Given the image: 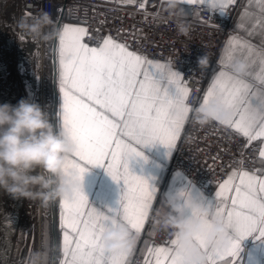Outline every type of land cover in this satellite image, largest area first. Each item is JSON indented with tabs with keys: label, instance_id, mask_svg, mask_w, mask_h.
<instances>
[{
	"label": "snow or ice",
	"instance_id": "obj_1",
	"mask_svg": "<svg viewBox=\"0 0 264 264\" xmlns=\"http://www.w3.org/2000/svg\"><path fill=\"white\" fill-rule=\"evenodd\" d=\"M181 2L176 0L177 5ZM186 2L206 5L211 13H225L235 0ZM259 3V13L245 11L241 24L260 25V35L264 37V0ZM86 35L85 27L70 24H64L59 32L61 129L74 145V152L66 157L65 171L76 170L80 181L73 195L59 202L61 264H129L128 258L153 207L156 189L147 179L134 174L128 162L143 157V146L158 142L169 153L176 147L192 111L186 103L189 89L182 76L172 71L170 62L151 60L111 36L90 47L84 42ZM236 59L248 66L242 76L230 70ZM211 99L218 100L229 113L227 120L219 122L222 126L233 129L249 144L264 138V40L257 48L243 38L229 37L202 103L206 105ZM260 156L264 157V150ZM261 163L264 165V161ZM87 166H100L113 181L123 183L120 208L100 210L90 204L82 189ZM181 195L192 200L187 193ZM215 195L216 203L208 207L206 223L222 217L229 244L221 249L219 242L210 243L206 234L197 236L195 244L201 249L204 264H240L239 241L253 235L257 240L264 239V166L257 171H232ZM191 215H195L192 210ZM115 221L127 226L133 240L129 249L109 253L101 237ZM169 243L170 246L148 248L145 264H195L180 253L177 238Z\"/></svg>",
	"mask_w": 264,
	"mask_h": 264
},
{
	"label": "built area",
	"instance_id": "obj_2",
	"mask_svg": "<svg viewBox=\"0 0 264 264\" xmlns=\"http://www.w3.org/2000/svg\"><path fill=\"white\" fill-rule=\"evenodd\" d=\"M4 1L13 2L22 17H32L41 10L49 12L53 24L44 29L45 33L48 30L50 33L47 42L56 20L60 24L74 21L88 30L84 41L89 44L97 45L111 36L145 57L179 66L189 89L186 103L192 111L172 149L168 167L179 169L199 189L210 194L231 168H260L256 161L260 144L256 140L249 144L246 138L217 121L201 126L192 117L211 72L220 63L226 37L233 33L238 1L228 5L221 14L211 13L206 5L193 4L194 17L181 15L178 6L170 10L167 3L148 0ZM202 57H206V62L199 65ZM157 217L154 212L149 213L129 264H145L138 251L141 240L148 238L159 243L173 238L155 223ZM52 258L53 255L51 264Z\"/></svg>",
	"mask_w": 264,
	"mask_h": 264
},
{
	"label": "clouds",
	"instance_id": "obj_3",
	"mask_svg": "<svg viewBox=\"0 0 264 264\" xmlns=\"http://www.w3.org/2000/svg\"><path fill=\"white\" fill-rule=\"evenodd\" d=\"M170 10L177 7L176 0H167ZM19 27L34 38L47 39L44 29L53 24L51 15L41 10L32 17H21ZM206 57L199 59V65ZM230 70L236 75L248 71L247 64L236 59L230 64ZM193 120L201 126L212 121H225L229 113L216 99L205 105L201 103L192 112ZM74 152V145L63 130H57L50 122L40 105L26 99L17 104H0V191L14 199L40 201L47 205L55 199L70 198L80 184L76 170L65 171L66 157ZM187 203L195 215L185 216V203H172V211L156 218L155 223L162 231L177 238L181 254H186L195 264H204L201 249L196 246L195 238L206 234L210 243L219 242L221 249L229 244L225 222L216 217L206 223L209 217L207 206L193 200H187L181 193L176 197ZM102 243L109 253L129 249L133 236L127 226L119 221L102 234ZM25 264H44L40 250H33L25 258Z\"/></svg>",
	"mask_w": 264,
	"mask_h": 264
},
{
	"label": "crops",
	"instance_id": "obj_4",
	"mask_svg": "<svg viewBox=\"0 0 264 264\" xmlns=\"http://www.w3.org/2000/svg\"><path fill=\"white\" fill-rule=\"evenodd\" d=\"M148 1L162 3V0H148ZM237 1L239 2V6L233 22V33L229 34L226 37L225 45L220 57V61L223 55L225 54L226 42L228 41L230 36H234L237 39L243 38L244 40L250 41L251 44L256 46L257 48L261 47V42L262 40H264V37L260 35L261 32L260 25L253 24L252 26H249L247 24L244 25L241 24V17L243 16L245 11L253 12L257 14L259 13L261 7L259 0H235V2ZM177 6L179 8V13L181 15L191 16V17L196 16V10L190 4H188L186 0H183V2H181ZM216 12L218 14H221L219 10H217ZM64 24L84 27L81 23L67 20L60 24V28L58 31V35L56 39V53H57L56 72H57V92H58L57 103H56L57 130H61L62 127L63 97L59 89V32L61 31ZM87 44L90 47L98 46V44L97 45H92L89 43ZM129 50L135 51L131 48H129ZM149 59L159 63H166V64L169 63L168 61H161L154 58H149ZM171 65H172L171 66L172 71H175L176 73L181 75V68L179 66L174 65L173 63H171ZM219 65L216 68H214V70L211 72L202 90V94L199 98L198 106L202 103V99L205 94V91L208 88L213 76L218 71ZM169 90L174 91V89L172 88H170ZM256 141L260 144L259 155L256 161L259 167L261 168L262 166L261 162L264 161V157L260 156V151L264 150V138L257 139ZM140 151L143 152V157H136L134 159L129 160L128 163H129V169L134 174L140 175L145 179H147L150 186L156 189L155 201L153 202V207L150 210V212L152 211L157 216H162L172 211L171 208L172 203L179 202L181 204H184L185 201L183 198H181L179 201L176 200V197L182 192L187 193L188 195L191 196L193 201L201 203L204 206L209 207L215 205L216 203L215 193L218 190V186L221 182L217 184V186H215V188L210 194H207L203 190L199 189L192 182V180H190V178L187 175H185L183 172H181L179 169L168 167L172 150L169 153L168 148L157 142L149 146L141 147ZM87 167L88 170L84 173L82 180V189L84 194L88 197L90 204L93 207H96L97 209L100 210H105L107 208H113V209L120 208L121 196L124 190L123 183L122 182L117 183L113 181L112 178L106 174L104 168L100 166H87ZM258 169L231 168L228 171L227 176L232 171H236V170L257 171ZM257 174L259 173L257 172ZM55 202H56V240H52V236H51L50 249H52L53 246L55 247L54 264H61V261L63 260V251H62L63 235H62V229L59 226L60 199H55ZM184 215L190 216L191 209L185 207ZM229 234L230 235L232 234L231 230H229ZM173 238H171V240ZM170 241L154 243L150 241L148 238H146L144 240H141L140 243L138 244V251L145 260L146 256H148V252H147L148 248L159 247V246H170L169 243ZM239 243H240V252H239L240 264H264V239L257 240L253 235L240 240ZM130 256L128 258V261L130 260ZM51 257L52 255L49 256V264H51Z\"/></svg>",
	"mask_w": 264,
	"mask_h": 264
},
{
	"label": "bare ground",
	"instance_id": "obj_5",
	"mask_svg": "<svg viewBox=\"0 0 264 264\" xmlns=\"http://www.w3.org/2000/svg\"><path fill=\"white\" fill-rule=\"evenodd\" d=\"M3 6H7L4 0H0ZM3 10V9H2ZM1 10V12H2ZM19 18L9 23L0 19V98L3 103L13 101L17 104L21 99H26L41 106L40 100L43 92L44 65L47 64L50 79L53 103L51 106V123L57 129L56 103H57V72H56V39L60 28L58 20L55 21L51 38L48 41V52L44 54V39L34 38L19 27L22 17L16 10ZM16 31V41L7 37L6 32ZM15 42L17 44H15ZM14 47L20 48V59L16 64L15 77L9 73V52ZM33 55V56H32ZM18 91L22 92L19 97ZM7 193L0 191V264H10L16 255L14 249L15 240L21 239V213L24 199H14ZM7 198V197H6ZM21 200V201H19ZM17 202L18 205H17ZM49 214L54 222V239L56 240V202L52 200L48 203ZM40 213V211H39ZM40 215V214H39ZM23 226V225H22ZM18 237V238H17ZM37 249L40 250V216L37 222ZM55 257V247L53 252V263Z\"/></svg>",
	"mask_w": 264,
	"mask_h": 264
},
{
	"label": "rangeland",
	"instance_id": "obj_6",
	"mask_svg": "<svg viewBox=\"0 0 264 264\" xmlns=\"http://www.w3.org/2000/svg\"><path fill=\"white\" fill-rule=\"evenodd\" d=\"M3 9V10H2ZM2 10V12H1ZM16 12V5L12 2L7 4V6H3L0 2V19L5 20L9 23H12L13 20L16 21V19L12 18H19L17 16ZM6 36L14 39L16 41V37L18 36L16 31L9 30L6 32ZM46 34L48 35L47 39H44V54L45 57L48 52V42L49 39V30L46 31ZM15 44H17L15 42ZM20 48L17 46L10 50L9 52V73L11 74L12 78L15 77V70H16V64L18 60L20 59ZM33 56V55H32ZM44 77H43V92L41 95V108L45 111L46 115L48 116L49 120L51 121V106L53 103L52 98V90H51V79L48 71L47 64L44 65ZM19 97H22V92L18 91ZM13 101H10L9 104H12ZM0 104H3V100L0 98ZM10 195H6L5 199H8ZM21 201V200H19ZM19 202H17L18 205ZM22 213H21V239L20 237L15 240V246L14 249L16 250V255L14 256V259L10 264H25V258L30 255V253L33 250H37V222L38 217L40 216V251H41V220L42 215L45 214L49 218V226H50V235H51V218L49 214V205H43L40 201H31V200H25L22 202ZM40 211V213H39ZM40 214V215H39ZM23 225V226H22ZM52 236V235H51ZM50 255H53L54 252V246L52 249H50ZM53 263V258H52Z\"/></svg>",
	"mask_w": 264,
	"mask_h": 264
},
{
	"label": "trees",
	"instance_id": "obj_7",
	"mask_svg": "<svg viewBox=\"0 0 264 264\" xmlns=\"http://www.w3.org/2000/svg\"><path fill=\"white\" fill-rule=\"evenodd\" d=\"M41 252L44 256V264H49V255H50V226L49 218L43 214L41 220Z\"/></svg>",
	"mask_w": 264,
	"mask_h": 264
},
{
	"label": "water",
	"instance_id": "obj_8",
	"mask_svg": "<svg viewBox=\"0 0 264 264\" xmlns=\"http://www.w3.org/2000/svg\"><path fill=\"white\" fill-rule=\"evenodd\" d=\"M53 228H54V222H53V219L51 218V235H52V240H55V239H54Z\"/></svg>",
	"mask_w": 264,
	"mask_h": 264
}]
</instances>
